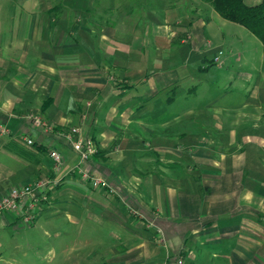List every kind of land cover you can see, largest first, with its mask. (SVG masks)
I'll return each instance as SVG.
<instances>
[{
  "label": "crops",
  "instance_id": "crops-1",
  "mask_svg": "<svg viewBox=\"0 0 264 264\" xmlns=\"http://www.w3.org/2000/svg\"><path fill=\"white\" fill-rule=\"evenodd\" d=\"M230 23L202 0H0V196L57 180L29 224L0 215L6 263L264 264V45Z\"/></svg>",
  "mask_w": 264,
  "mask_h": 264
},
{
  "label": "built area",
  "instance_id": "built-area-1",
  "mask_svg": "<svg viewBox=\"0 0 264 264\" xmlns=\"http://www.w3.org/2000/svg\"><path fill=\"white\" fill-rule=\"evenodd\" d=\"M216 60H218V58H216ZM24 118L28 123L42 129L44 132L65 138L72 146L71 148H73L79 155L81 163L93 158L98 153V145L95 140L92 139L91 136L88 137L82 134V130L78 126L67 129H56V127L49 123V121H47L44 116L36 113H28L24 115ZM25 139L28 144L34 143L32 138L26 137ZM49 149V156L51 157L52 162H54L53 169L54 171H58L63 163L62 160H64V158L58 149ZM78 169L82 170V166L79 165ZM82 174L89 178V174H87L86 171ZM56 184L57 180L53 177H50L37 180L31 184L17 185L14 186V188L12 187L9 189L10 191L6 195L0 196V215L8 211H19L21 212V215H23L24 220L29 224L32 221L33 216L25 208L24 201L26 199L28 200V198L41 199L42 197L46 199L47 193L45 189ZM94 184L107 185L108 183L105 180L94 178ZM149 225H152V223Z\"/></svg>",
  "mask_w": 264,
  "mask_h": 264
},
{
  "label": "trees",
  "instance_id": "trees-1",
  "mask_svg": "<svg viewBox=\"0 0 264 264\" xmlns=\"http://www.w3.org/2000/svg\"><path fill=\"white\" fill-rule=\"evenodd\" d=\"M221 17L246 27L264 45V0L247 4L245 0H202Z\"/></svg>",
  "mask_w": 264,
  "mask_h": 264
},
{
  "label": "rangeland",
  "instance_id": "rangeland-1",
  "mask_svg": "<svg viewBox=\"0 0 264 264\" xmlns=\"http://www.w3.org/2000/svg\"><path fill=\"white\" fill-rule=\"evenodd\" d=\"M245 2L247 4L255 3L254 0H245ZM220 18L222 20L226 21V22H229V21L223 19L221 16H220ZM230 24H234L233 26H237V27L241 28L239 31H242L241 33L243 34V36L246 37V48L245 49H250L251 50L254 47V45L252 43L250 44V42L248 41V39H249L248 36H249L258 44L259 47L257 46L258 47V48H256L257 51H261L262 52L263 49H261V48H263V45L261 44L259 39H257V37H255V36H253V34L246 27H244L243 25H240V24H236V23H230ZM40 254H41V257L38 259L37 262H39L40 264H50L51 255L50 254H45V252L40 253ZM5 261H6V257L4 255L0 254V264H8Z\"/></svg>",
  "mask_w": 264,
  "mask_h": 264
}]
</instances>
